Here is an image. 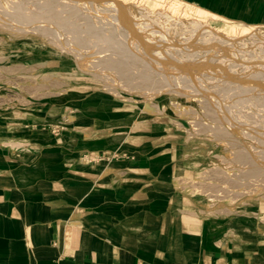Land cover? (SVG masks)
<instances>
[{
	"label": "rangeland",
	"instance_id": "374dc122",
	"mask_svg": "<svg viewBox=\"0 0 264 264\" xmlns=\"http://www.w3.org/2000/svg\"><path fill=\"white\" fill-rule=\"evenodd\" d=\"M45 1L0 0V167L41 164L55 144L71 152L80 118L116 146L80 161L68 156V166L109 169L135 143L157 153L161 166L172 160V195L221 218L230 236L264 224V24L242 17L255 0H239L243 14L234 15L199 1L180 0L187 5L174 12L170 1L178 0H122L150 25L134 29L102 3L88 4L90 13L66 8L79 0L40 11ZM224 3L230 11L233 0ZM17 6L42 18L18 23ZM55 12L56 22L43 17ZM211 27L240 37L210 42ZM247 30L260 35L241 36ZM119 60L132 66L128 81L109 64ZM141 74L154 83L143 85Z\"/></svg>",
	"mask_w": 264,
	"mask_h": 264
},
{
	"label": "crops",
	"instance_id": "0c3cea01",
	"mask_svg": "<svg viewBox=\"0 0 264 264\" xmlns=\"http://www.w3.org/2000/svg\"><path fill=\"white\" fill-rule=\"evenodd\" d=\"M191 1L243 14L239 0L230 11L224 0ZM248 6L242 17L264 24V0ZM83 121L71 152L55 144L41 164L0 167V264H264V224L227 234L221 218L172 195V160L161 166L157 153L130 143L109 169L68 166V156L80 161L116 146Z\"/></svg>",
	"mask_w": 264,
	"mask_h": 264
},
{
	"label": "bare ground",
	"instance_id": "6f19581e",
	"mask_svg": "<svg viewBox=\"0 0 264 264\" xmlns=\"http://www.w3.org/2000/svg\"><path fill=\"white\" fill-rule=\"evenodd\" d=\"M59 1L60 0H46L44 3H43V5H41L40 7H39V9H40V11L42 10V9H44V8H48V7H56V6H58L57 4H59ZM89 2H87L86 0H85V2L83 1V0H79V2H74L75 4L73 5V6H71L72 4H70V5H66V8H68V7H71L72 9V11H75V12H77L78 10H79V8H83V11L85 10V8H87L88 9V13H90V10H89V5L90 4H93L92 6H94V4H98V3H102L104 6H105V10H107L108 12H109V10H111V9H114V11H115V13L117 14V15H120V16H123L124 17V23H126V26H130L131 27V29H134V28H136V27H138V25L140 24V27L141 26H144L145 28L147 27V26H150V25H148V24H146V23H143V22H141L142 20H140V18H139V15H141V16H143V17H145L137 8H135V7H132V6H127L126 4H127V2L126 1H122V0H102V1H98V0H92V1H94V2H92V1H90V0H88ZM61 2V1H60ZM170 3H171V6H172V9H173V11L174 12H179L180 10H182V9H184V5L186 6L187 4H185L183 1H180V0H178L176 3H172V1H170ZM89 4V5H88ZM61 5H62V3H61ZM63 7H65L64 5H62ZM61 6V7H62ZM91 6V5H90ZM98 6V5H97ZM96 6V7H97ZM188 6H190V5H188ZM187 6V7H188ZM186 8V7H185ZM50 9V8H49ZM101 9H104V8H101ZM187 9V8H186ZM99 10V9H98ZM106 11V12H107ZM186 11V10H185ZM173 12V13H174ZM17 18H18V20L20 21H18V23H21V24H30V23H32V22H34L35 20H37L38 18H42V16H40V14H35V15H32L33 17H30V16H26L25 15V13H23V9H22V7L21 6H17ZM48 13H50V12H48ZM186 13V12H185ZM187 13H188V11H187ZM43 14V13H42ZM57 14L58 13H53V15H50V16H45L44 14V16L43 17H46V18H51L53 21H51V22H56V20H57ZM111 14V13H110ZM113 14V13H112ZM77 15H78V13H77ZM161 15H163V14H161ZM112 16H115L114 14L112 15ZM140 16V17H141ZM116 17V16H115ZM163 17H166V15H163ZM117 18V17H116ZM129 18V19H128ZM60 19V18H59ZM118 19V18H117ZM61 20V19H60ZM119 20V19H118ZM117 20V21H118ZM126 20H127V22H126ZM121 21V20H120ZM204 21V20H203ZM202 21V22H203ZM123 22V21H122ZM197 22V21H196ZM199 22V21H198ZM197 22V23H198ZM205 23V22H204ZM200 23H198V26H200L199 25ZM202 24V23H201ZM206 24V23H205ZM205 24H203L202 26L204 27L205 26ZM125 25V24H124ZM193 25H196V24H193ZM192 25V26H193ZM197 26V25H196ZM195 26V27H196ZM206 26L207 27H204L205 29L206 28H208L209 26L206 24ZM119 27V26H118ZM139 28V27H138ZM197 28H199V27H197ZM200 29H201V27H200ZM42 30V29H41ZM195 30V29H194ZM194 30H192V31H194ZM196 31V30H195ZM197 31H199V30H197ZM92 32H93V34H95L96 35V31H93L92 30ZM48 33V32H47ZM146 33V32H145ZM209 33V34H208ZM208 33H205V35L206 34H208V35H206V36H211V37H209V39L208 40H210V38H211V41L210 42H213L214 40H213V38L216 40V39H219V38H228V36L229 35H231V34H229V33H227V32H224V31H220V30H217L216 28L215 29H213L212 27L209 29V32ZM250 34V33H252V35H260V33L258 32V31H250V30H247V31H245L244 33H241V36H243V35H246V34ZM259 33V34H258ZM157 35V37H158V34H155V36ZM160 35V34H159ZM263 34H261V36H262ZM99 36V35H98ZM264 36V35H263ZM141 37V36H140ZM229 37H231V38H229L230 40H233V41H235V39H239V37H233V36H229ZM101 38V37H100ZM114 37L111 35V39H113ZM142 39V38H141ZM143 40V39H142ZM219 40H221V39H219ZM146 41H148V40H146ZM205 41V40H204ZM221 42H224L223 40H221ZM144 43H145V41H144ZM214 43V42H213ZM189 51V50H188ZM171 53V52H170ZM172 54V53H171ZM173 54H175V53H173ZM177 54V53H176ZM181 55H183L182 53H181ZM173 56H175V55H173ZM186 56V55H185ZM190 56V55H189ZM125 58V57H124ZM102 62H103V64L105 65L106 63H108V61L106 60V59H102L101 60ZM109 64H111V66L114 68V69H116L117 71H120V72H122L123 73V77L128 81L129 80V78H131V74H129L130 73V70L132 69V66L131 65H129V64H127L126 62H123L122 60H119V61H116V62H110ZM133 68H135V67H133ZM138 77L142 80V84L143 85H150V84H152V83H154L153 81H151V79H149L148 78V76H146V75H144V74H141V75H138ZM238 159L239 160H241V161H244V162H248L249 161V158H248V156L247 155H244V154H242V153H239V157H238Z\"/></svg>",
	"mask_w": 264,
	"mask_h": 264
}]
</instances>
